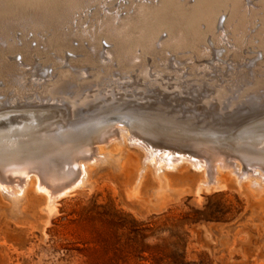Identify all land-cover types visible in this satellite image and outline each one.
I'll return each instance as SVG.
<instances>
[{
	"label": "rangeland",
	"instance_id": "rangeland-1",
	"mask_svg": "<svg viewBox=\"0 0 264 264\" xmlns=\"http://www.w3.org/2000/svg\"><path fill=\"white\" fill-rule=\"evenodd\" d=\"M159 1L88 0L81 6L72 8L60 28L65 33L78 34L70 38L69 44L80 47L83 51H66L65 55L59 54L56 46L45 44L53 34V23L28 24L23 19L15 21L16 25L10 30L6 41L21 45V38L25 35L29 39V46L38 49L39 52L33 53L29 61L23 60L19 53L6 54V59L21 70L12 73L10 84L3 75L0 76L2 89L0 107L31 108L32 113L36 111L34 115L48 117L37 122L38 125L41 123L40 125L45 126L47 123L44 129L54 127L56 129L50 130L58 132L59 129L60 133H66L67 131H62V128L75 120L85 127L88 123L94 122V118L102 120L101 118L107 116L105 119L111 123L110 131L112 129L117 131L109 135L106 142L109 140L110 144L113 141H122L124 150L120 162H114V158L112 160L108 156L104 158L100 153L98 157L97 150L93 148L98 142L90 143V148L93 149H90L88 155L85 152L79 155L82 158L78 156L84 161L83 166L87 162L85 159L88 160V164L82 167L83 170L81 168L79 175L78 171H75L76 176H71L75 179L81 178L76 179L77 184L74 183L72 189L68 187L65 192H62L60 187L62 183L67 184L70 178L61 181L59 176L61 171L47 160L49 159L47 153L33 151L36 158L39 154L41 156L37 160L32 157L34 159H31L32 167H28L29 170L27 168L29 171L27 173L30 174L25 173L27 174L25 176L33 178L30 186L28 177L25 180L22 173L16 174L17 171L8 165L2 166L5 165V161L3 163L4 159L0 158V264H264V159L251 150L245 153L240 151L239 148H242L240 146L244 142L233 141L231 146L228 145L222 140L221 133L223 130L234 129L245 123L247 120L243 118L247 112L256 113L261 111L260 109L264 110V3L262 0H218L219 3L217 2L213 8L217 11L215 34L206 32L204 20L197 19L193 26L202 38L194 45L175 46L171 24L152 20L148 26L158 35L152 40L151 49L147 50L136 39L130 57L132 67L120 70V61L110 58L118 52V43L109 36L114 29L112 26L101 24L100 20L106 15L117 19L133 15L135 8L132 2L152 5ZM177 2H180L179 5L191 7L195 1ZM234 2L237 3V10L235 9L237 15L236 11H233ZM118 23L120 21L114 20V24ZM188 26L189 24L184 22L179 25V29L186 30ZM165 40H169V43L162 45ZM96 46L100 47L97 59L103 67L89 58L95 54ZM197 50L204 51L205 54H198ZM8 56L13 57L8 59ZM38 63L44 64L42 69L45 72L42 74L35 71ZM140 73L142 77H137ZM69 74L78 77V80L68 83L64 90L53 86L56 81H61ZM96 77L98 82L85 84V81L91 82ZM145 77L149 82L160 84L154 86V92L159 91L165 95L168 102L174 100L177 105L186 101L192 102L189 107L196 108L197 111L191 113L193 117L188 120L191 122L188 127L193 128L200 136L162 132H159L161 133L159 135L158 131L143 132L132 126V114L127 113L124 107H128L132 100L140 98H143V102L150 100L153 90L147 80L145 82L142 80ZM128 83L130 85H127ZM98 84L102 87L99 88ZM141 87L145 88V91L140 90ZM26 96L28 98H25ZM212 97H215L218 103L215 102L216 105L213 104L211 107L207 106L211 109L210 113L213 110L217 111L218 107L224 113H206V106L204 107L202 101ZM116 103L122 105L123 110L122 108L116 112L111 110L110 106ZM62 106H65V109ZM67 108L70 110V117H66L65 120L69 121L64 120L62 123L58 114L62 111L67 114ZM148 118L153 119L150 116ZM221 119L228 121L223 122ZM31 120L29 119L26 124L14 125L13 128L19 129L10 136L23 138L25 135L21 132L31 126H27L33 122ZM153 120L160 122L158 119ZM217 121L221 123L217 125ZM167 125L172 126L171 123ZM175 125L180 128L176 131H189L187 127ZM251 125H245L246 127L243 126L242 129L252 127ZM214 131H217V134ZM148 134L151 135L152 143ZM5 137L4 134H0L1 143L5 142ZM241 137L238 136L237 139L240 140ZM138 139L140 141H137ZM176 152L178 155L174 154ZM59 154L55 153L64 164L70 161L67 154ZM202 158L204 160H201ZM209 162L212 163L211 166ZM216 164L223 168L222 171ZM214 165L220 168L217 175L221 178V183H217L213 175ZM37 166L39 168L42 166L41 170L37 169ZM163 167L166 169H161ZM241 168L248 172L239 173L238 171H242ZM258 169H261V172ZM161 171L168 175L169 185L166 187L163 183L161 185L159 179ZM141 172L143 177L140 179L138 189L136 192L131 191L137 184ZM41 173L44 174V180ZM251 175L258 183L262 181L261 185L254 181ZM82 178L83 181L80 183ZM14 179L22 184L19 185L18 181L14 183L16 181ZM56 179L58 182L60 180V183ZM203 182L206 183L205 186ZM252 184L257 189L252 187ZM20 190L22 194H19ZM54 195L56 196L53 198ZM53 200L56 204H52ZM53 205L54 208H51Z\"/></svg>",
	"mask_w": 264,
	"mask_h": 264
},
{
	"label": "bare ground",
	"instance_id": "bare-ground-1",
	"mask_svg": "<svg viewBox=\"0 0 264 264\" xmlns=\"http://www.w3.org/2000/svg\"><path fill=\"white\" fill-rule=\"evenodd\" d=\"M88 0H0V76L3 75L6 79H7V83L10 84L11 83V76L12 73L15 71H20L21 69L18 68V66L16 64H14L13 62H9L6 59V54H11V55H15L17 53L20 54L21 58L25 61H29L31 59V56L33 57V53H38L39 50L36 48H32L29 46V39L27 38V36L23 35L22 36V44L18 45L16 43L10 44L6 41V37L10 34V30L16 25V20L18 19H23L25 20V22H27L28 24H33V23H40V24H47V23H53L54 24V28H53V34L50 38H48L45 41L46 46H56L59 54H64V52L69 51V52H76L77 50L83 51L82 48L80 47H73L72 45L69 44V40L72 36H78V34H73V33H65L61 30L60 25L65 22L66 18L68 17L69 13L71 12V9L74 7H78L81 6L82 4L86 3ZM194 4L191 7H185L182 5H179L180 2H177V0H160L159 3L157 4H152V5H146L143 4L142 2L140 3H133L132 5L135 8V12L133 15L131 16H126L124 18H119L117 19L116 17H112L110 15H106L101 21V24H104L105 26H112L114 30H112V34H109V36L111 37V39L113 41H116L118 43V52L117 54H113L112 57H110L112 60H118L120 61V70H125L128 68L132 67V64L130 62V57L132 55V49H133V45L137 42V40L139 42H141L144 47L149 50L151 49V43L152 40L154 39V37L158 34H156V31L154 29H152L150 26H148L149 22L155 21V20H159L165 23H170L171 24V28L173 30L174 33V41H175V46H181V45H185V44H190V45H194L198 40H200L202 38V36L200 34H198L193 26V22L197 21V19H203L206 25V32H211L213 34H215L214 28H215V24H216V16H217V11H215V4H217L218 0H194ZM227 1V0H226ZM229 1V0H228ZM247 1V0H246ZM264 3V0H262ZM158 2V1H157ZM179 3V4H178ZM219 3V2H218ZM182 4V2H181ZM224 4V1H223ZM226 4V3H225ZM232 6V5H231ZM230 6V7H231ZM234 6V10H237V3L234 2L233 4ZM94 7V6H93ZM91 8V7H90ZM97 8V6H96ZM95 8V9H96ZM99 8V7H98ZM89 9V8H88ZM236 9V10H235ZM237 11L235 12V14L237 15ZM74 15V14H73ZM76 15V13H75ZM136 19V20H135ZM220 19V18H219ZM114 20L120 21V23L118 24H114ZM219 21V20H218ZM188 23L189 26L186 30H180L179 29V25L181 23ZM220 22V21H219ZM218 22V23H219ZM22 23V22H21ZM74 23V22H73ZM150 25V24H149ZM219 26V25H218ZM242 26V23L240 24V27ZM184 27V26H182ZM156 28V27H155ZM158 28V27H157ZM167 29V27H166ZM94 30V29H93ZM96 30V29H95ZM169 30V29H168ZM18 33V32H17ZM161 34V33H160ZM162 35V34H161ZM94 36V35H93ZM160 36V35H159ZM49 37V36H48ZM16 38V37H15ZM137 39V40H136ZM18 40V39H17ZM36 41L41 42L38 38H35ZM19 41V40H18ZM93 41V40H92ZM91 41V42H92ZM34 42V41H33ZM32 42V43H33ZM102 42V41H101ZM19 43V42H18ZM103 43V42H102ZM167 43H169V40H165L163 41L162 45H166ZM39 44V43H38ZM105 44V43H104ZM108 44V42H107ZM106 44V45H107ZM34 45V44H33ZM75 45V44H74ZM110 45V44H109ZM108 45V47H109ZM100 46V45H99ZM105 46V45H104ZM103 48V47H102ZM104 49V48H103ZM98 50H100V47L96 46L95 47V54L90 55L89 58L91 61L95 62V63H100L97 59V54H98ZM183 50V49H182ZM219 50V49H218ZM198 54H205L204 51H200L197 50ZM217 52V51H216ZM68 53V52H67ZM219 54V53H218ZM18 55V54H17ZM217 55V54H216ZM73 56V54H72ZM215 56V54H214ZM13 57V56H10ZM8 56V59L10 58ZM67 57V56H66ZM64 57V58H66ZM38 58V57H37ZM63 58V57H62ZM11 59V58H10ZM13 60H15L14 58H12ZM35 59V58H34ZM144 59V58H143ZM24 61V62H25ZM37 61V60H36ZM34 61V62H36ZM84 61V60H83ZM252 60V64H253ZM24 62L22 65H24ZM49 62V61H48ZM47 62V63H48ZM69 62H71V59L69 60ZM113 62V61H112ZM250 62V63H251ZM44 63V62H43ZM64 63V62H63ZM82 61H81V65H82ZM90 63V62H89ZM37 64V63H36ZM50 64V63H49ZM101 67H103V65L100 63ZM44 66V64L39 65L38 63V67L36 66L35 71L37 70L38 74H42L45 71L42 69V67ZM110 66V65H109ZM107 68V67H105ZM112 68V67H111ZM244 71V70H243ZM44 75V74H43ZM80 75V74H79ZM41 76V75H40ZM151 76V75H150ZM137 77H142V74H138ZM19 78V77H18ZM119 79V78H118ZM238 79V78H237ZM78 80V77L69 74V76L63 77L60 80L56 81L57 83H55L53 86L58 88L59 90H64L67 86L68 83H71L73 81ZM108 80V79H107ZM120 80V79H119ZM142 80L145 82L147 79L142 78ZM148 81V80H147ZM1 82V81H0ZM93 82H98V78L96 77L95 79H93L91 82L90 81H85V84L89 85L90 83ZM139 82V80H138ZM133 83V82H132ZM136 83V81H135ZM148 85L150 86L152 91V97L150 98L149 101H145L143 102V98H140L139 100H132V102L128 103V107H124L126 108L125 111L127 113H131L132 114V119H133V124L132 126L135 129L138 130H154V131H158L165 133V134H179V133H186L189 136L192 137H198L200 136V134L198 132H195L193 130V128L188 127L190 118L193 117L191 115V113L197 111V109L195 108H190L189 106H191V103H187L183 102L180 105H177L176 103H174L173 101H167V97L163 94H161L159 91L157 93L154 92V86H160V84H157L155 82H149L148 81ZM106 84V83H105ZM108 84V83H107ZM113 85V84H112ZM127 85H130L129 83ZM139 85V84H137ZM197 85V84H196ZM231 85V84H230ZM99 86V84H98ZM94 87V85H93ZM102 86H99V88ZM123 87V86H122ZM70 88V87H69ZM190 88V87H189ZM200 88V87H199ZM102 90L104 88H101ZM140 90H144L145 88H139ZM158 89V88H157ZM212 89L214 90V88L212 87ZM257 89V88H256ZM14 90V89H13ZM19 90V89H18ZM156 90V89H155ZM240 90V89H239ZM2 91V89H0V92ZM15 91V90H14ZM97 91V90H96ZM106 91V90H105ZM108 91V90H107ZM134 91V90H133ZM196 91V89H195ZM235 91V90H234ZM242 91V90H241ZM67 92V91H66ZM84 92V91H83ZM98 92V91H97ZM149 92V90H148ZM249 92V91H248ZM65 93V92H64ZM69 93V91L67 92ZM89 93V92H88ZM107 93V92H106ZM125 93V92H124ZM135 93V92H134ZM140 93V91H139ZM167 93V92H166ZM197 93V92H196ZM232 93V92H231ZM75 94V93H73ZM99 94V93H98ZM115 94V93H114ZM141 94V93H140ZM155 94V95H154ZM33 95V94H32ZM82 95V94H81ZM97 95V94H96ZM95 95V96H96ZM129 95V94H128ZM145 95V94H143ZM242 95V94H241ZM250 95V94H249ZM30 96V95H29ZM68 96V95H67ZM69 96L71 97V95L69 94ZM75 96V95H74ZM77 96V95H76ZM75 96V97H76ZM134 96V95H133ZM209 96V95H208ZM37 97V96H36ZM65 97V96H63ZM73 97V95H72ZM78 97V96H77ZM80 97V96H79ZM82 97V96H81ZM90 97H92L90 95ZM100 97H102L100 95ZM113 97V96H112ZM137 97V96H135ZM144 97V96H143ZM148 97V96H147ZM177 97V96H176ZM195 97V96H194ZM203 97V96H202ZM235 97V96H234ZM25 98H28L27 96ZM24 98V99H25ZM32 98V96H31ZM35 98V97H34ZM103 98V97H102ZM108 98V97H107ZM118 98V97H117ZM116 98V99H117ZM145 98V97H144ZM175 98V97H174ZM200 98V97H199ZM198 98V99H199ZM233 98V97H232ZM259 98V97H258ZM48 99V97H47ZM58 99V98H57ZM55 99V100H57ZM68 99V98H67ZM26 100V99H25ZM38 100V99H37ZM54 100V101H55ZM74 100V99H73ZM105 100V98H104ZM107 100V99H106ZM142 100V101H140ZM39 101V100H38ZM47 101V100H46ZM58 101V100H57ZM70 101V100H69ZM85 101V100H84ZM87 101V100H86ZM85 101V102H86ZM93 101V100H91ZM90 101V102H91ZM99 101V100H98ZM140 101V102H139ZM238 101V100H237ZM7 102V101H6ZM5 102V103H6ZM16 102V101H15ZM27 102V101H26ZM40 102V101H39ZM48 102V101H47ZM107 102V101H105ZM126 102V101H125ZM178 102V101H177ZM205 107V109L207 110L206 113L207 114H216L218 112V114L224 113L219 107L217 109V111H210L211 109H208L207 106L211 107L213 104L218 103L217 99H215V97H212L210 99L204 100L202 101ZM220 102V101H219ZM20 103V102H19ZM25 103V102H23ZM28 103V102H27ZM31 103V102H30ZM88 103V102H87ZM108 103V102H107ZM123 103V102H122ZM221 103V102H220ZM219 103V104H220ZM234 103V102H233ZM33 104V103H32ZM37 104V103H36ZM53 104V101H52ZM57 104V103H56ZM61 105L63 104L62 102L60 103ZM59 104V105H60ZM67 104V103H66ZM78 104V103H76ZM91 104V103H90ZM89 104V105H90ZM93 104H95L93 102ZM20 105V104H19ZM29 105V104H28ZM31 105V104H30ZM83 104H81L82 106ZM100 105V103H99ZM98 105V106H99ZM124 105V104H123ZM195 105V104H194ZM202 105V103L200 104ZM80 106V105H79ZM77 106V108L79 107ZM92 106V105H91ZM90 106V107H91ZM110 106V105H109ZM218 106V104H217ZM228 106V105H227ZM230 106V105H229ZM261 106V105H260ZM63 107V106H62ZM68 107V106H67ZM83 107V106H82ZM102 107V106H101ZM123 106L119 105L118 103L113 104L112 106H110L111 110H115V112L117 110L121 111V108ZM254 107V106H253ZM259 107V106H258ZM41 108V107H40ZM58 108V107H57ZM65 109V106L63 107ZM93 108V107H92ZM109 108V109H110ZM201 109V107H199ZM225 108V107H224ZM248 108V107H247ZM53 109V107H52ZM60 109V108H59ZM80 109V108H79ZM100 109V107H99ZM204 109V108H203ZM252 109V108H251ZM250 109V110H251ZM39 110V109H38ZM67 114H64L65 111L60 112V110H58L60 113L58 114L59 117H61L62 119V123H64L66 120V117H70V110L69 108L66 109ZM83 110V108H82ZM81 110V111H82ZM106 110H108L106 108ZM110 110V112H112ZM123 110V108H122ZM261 111H258L256 113H249L247 112V114L244 115L245 120H247L245 123L239 125V127H236L234 129H238L237 131H235L233 137H230V142L233 141H239L241 143H243V145H241L239 148L240 151L242 152H249L250 150L253 151L255 154H257V156L259 155L260 158L264 159V110L260 109ZM44 111V110H43ZM85 111V109H84ZM202 111V110H201ZM253 111V110H252ZM257 111V110H255ZM254 111V112H255ZM13 112H16L13 113ZM36 113V111H34ZM31 112V108H8V107H0V134H4L5 137V142H0V158H3L5 161V165L2 166H9L11 168H13V170L17 171L16 174H18V172H20V174L22 173L24 175V179L28 176L25 175H29L30 173H27V171L29 170L28 167H32L30 165L31 164V159L32 157H35V153H33V151H36L38 153H47V155H49V159L53 165L56 168H59V170L61 172H59V176L61 181H63V179H69L70 180L67 182V184L62 183V186L60 187V190L62 192H65L68 187H73V185L77 184L75 182H78V178L81 177H77L75 178H71V176L73 177V175L75 174V171H78V175L80 173V170L82 167L86 166V164H88V160L85 159L87 162L86 164L83 166L84 161H81L82 159H79L78 156L84 154L85 152L88 155V152H90V143H96L97 144H93L94 145V149L95 151L97 150V154L98 157L100 156V154H102L101 156L104 158H107V156L110 158L111 160L112 158H114V162H120V158L123 155V150H124V145L122 143V141H113L112 143L109 144V140L108 142H106V139L109 135L116 133L117 130L112 129V131H110V121L106 120L105 118H101V116H99L102 120H98L97 118H94L95 121L88 123L87 126H82L83 124H78L75 120V122H71L72 124L66 125L62 128V131H67L66 133L64 132H59V129L56 131H52L53 129H56L54 127H51L52 130L48 129H44L45 126L42 125H38L37 122H40L43 119H47V115L44 117H39L34 115L35 113ZM80 112V111H79ZM102 112V111H101ZM205 112V111H204ZM237 112V111H236ZM13 113V114H11ZM92 113V111H91ZM107 113V112H106ZM190 113V114H188ZM199 113V112H198ZM230 113V112H227ZM239 113V112H238ZM242 113V111H241ZM38 114V112H37ZM50 114V113H49ZM54 114V113H53ZM78 114V113H77ZM86 114V113H85ZM97 114V113H95ZM100 114V113H99ZM121 114V112H120ZM205 114V115H207ZM87 115V114H86ZM116 115V114H115ZM204 115V113H203ZM227 115V114H226ZM238 115V114H237ZM52 116V114L50 115ZM89 116V115H88ZM91 116V114H90ZM152 117L153 119H158L159 121L153 120V119H149L148 117ZM202 116V115H201ZM222 116V115H221ZM233 116V115H232ZM231 116V117H232ZM54 117V115H53ZM84 117V116H82ZM80 117V118H82ZM87 118V116H85ZM92 117V116H91ZM98 117V115H97ZM104 117V116H103ZM204 117V116H203ZM207 117V116H206ZM217 117V116H215ZM226 117V116H225ZM236 117V116H235ZM240 117V115L238 116ZM52 118V117H51ZM210 117H208L209 119ZM33 120V122L31 124H27V126H30L28 128H26L25 130H23L21 133H23L25 136L23 138L18 137H11L10 135L14 132L17 131V129L19 128H13L14 125H19L20 123H25L28 120ZM79 119V117H78ZM93 119V118H92ZM205 119V118H204ZM203 119V120H204ZM212 119V116H211ZM31 120V121H32ZM65 120V121H64ZM84 120V118H83ZM89 120V119H88ZM97 120V121H96ZM189 120V121H188ZM202 120V121H203ZM207 120V119H206ZM239 120V119H238ZM45 121V120H44ZM49 121V120H48ZM56 121V119H55ZM64 121V122H63ZM69 121V120H68ZM66 121V122H68ZM74 121V119H73ZM86 121V120H85ZM84 121V122H85ZM91 121V119H90ZM188 121V122H187ZM211 121V120H210ZM213 121V120H212ZM221 121H228V119H221ZM30 122V121H29ZM57 122V121H56ZM54 122V123H56ZM80 122V121H79ZM83 122V121H82ZM87 122V121H86ZM89 122V121H88ZM240 122V121H239ZM244 122V121H243ZM59 123V122H58ZM61 123V125H62ZM81 123V122H80ZM119 123V122H118ZM116 123V124H118ZM167 123H171L172 126L167 125ZM178 126H184L189 128V131L184 130L183 131H176L178 128L175 124ZM206 123V122H205ZM210 123V122H209ZM207 123V124H209ZM215 123V122H214ZM219 121L216 122V124L218 125ZM36 125V126H32V125ZM52 124V123H51ZM125 124V123H124ZM205 124V125H207ZM248 124H252V127H248L245 129H242L243 126L246 127ZM52 125H56V124H52ZM204 125V126H205ZM246 125V126H245ZM57 126V125H56ZM55 126V127H56ZM114 125H112L113 128ZM119 126V125H117ZM221 126V125H220ZM231 127V126H230ZM120 128V127H119ZM196 128V127H195ZM209 128V127H208ZM61 129V128H60ZM125 129V128H124ZM128 129V128H127ZM126 129V131H127ZM134 129V130H135ZM186 129V128H185ZM218 129V128H217ZM123 130V128H122ZM198 130V129H196ZM20 131V130H19ZM186 131V132H185ZM213 131V130H212ZM225 131V130H223ZM121 132V131H119ZM133 132V131H132ZM209 132V131H208ZM215 134H217V131ZM19 133V132H17ZM146 133V132H145ZM150 133V132H148ZM205 133V132H204ZM207 133V131H206ZM121 134V133H120ZM127 134V133H126ZM129 134V133H128ZM144 134V133H143ZM161 133H159L160 135ZM16 135V133H15ZM149 135V134H148ZM118 136H120L118 134ZM129 136V135H128ZM150 136V140L151 143L153 140H151V135ZM153 136V135H152ZM158 136V135H157ZM163 136V134H162ZM160 136V137H162ZM238 136H242L241 138H239L240 140H238ZM116 137V136H115ZM143 137V136H142ZM165 137V136H164ZM129 138V137H128ZM146 138V137H145ZM153 138V137H152ZM155 138V137H154ZM157 138V137H156ZM155 138V139H156ZM182 138V137H181ZM154 139V142H155ZM159 139V138H158ZM201 139V138H200ZM199 139V140H200ZM112 140V138H111ZM115 140V139H114ZM122 140V139H120ZM129 140V139H128ZM213 140V139H212ZM130 141V140H129ZM136 141V140H135ZM137 141H140L139 139ZM148 141V140H147ZM171 141V140H170ZM170 141L168 143H170ZM185 141V140H184ZM194 141V139H193ZM128 141L126 140V143ZM143 142V141H142ZM145 142V141H144ZM175 142V141H174ZM148 143V142H147ZM145 143V144H147ZM173 143V142H172ZM202 143V142H201ZM165 144V143H164ZM174 144V143H173ZM215 144V143H214ZM140 145V144H139ZM148 145V144H147ZM203 145V144H201ZM222 145V144H221ZM258 145V147H257ZM173 146V145H172ZM209 147V145H206ZM216 146V145H215ZM143 147V145H142ZM150 147V146H149ZM147 147V148H149ZM180 147V146H179ZM92 148V149H93ZM145 148V147H144ZM153 148V147H152ZM151 148V149H152ZM155 148V147H154ZM157 148V147H156ZM198 148V147H197ZM173 149V148H172ZM12 150H15L14 152H12ZM30 151V152H29ZM93 151V150H92ZM156 151V150H155ZM162 151V150H161ZM204 151V150H202ZM238 151V150H237ZM250 151V152H251ZM32 152V153H31ZM114 152H117L116 154H114ZM167 153V151H165ZM171 152V151H170ZM169 152V153H170ZM173 152H175L173 150ZM179 152V150H178ZM184 152V151H181ZM55 153H63L64 155L67 154L68 157L70 158V161L68 163H63L60 159L57 158V156L55 155ZM96 155V152H94ZM100 153V154H99ZM157 153V152H156ZM165 153V154H166ZM185 153V152H184ZM37 154V153H36ZM160 154V153H159ZM163 154V153H162ZM164 154V155H165ZM174 154H177L174 153ZM202 154V153H201ZM60 155V154H59ZM154 155V154H151ZM150 155V156H151ZM157 155V154H156ZM169 155V154H167ZM178 155V154H177ZM182 155V154H181ZM41 156L40 154L37 156L36 160L38 159V157ZM63 156V155H62ZM86 156V155H85ZM176 156V155H175ZM246 156V155H245ZM254 156V155H253ZM43 157V156H42ZM41 157V160H42ZM61 157V156H60ZM80 157V156H79ZM162 157V156H161ZM188 157V156H187ZM256 157V155H255ZM44 158V157H43ZM82 158V157H80ZM92 158V157H90ZM97 158V157H96ZM163 158V157H162ZM161 158V159H162ZM184 157H181V159ZM189 158V157H188ZM209 158V157H208ZM32 159V160H34ZM63 159V158H62ZM66 159V158H65ZM103 159V158H102ZM174 159V158H173ZM40 160V161H41ZM46 160V159H45ZM167 160V159H166ZM185 160V158H184ZM190 160V159H189ZM194 160V159H193ZM201 160H204L203 158ZM243 160V159H242ZM253 160V159H251ZM90 161V160H89ZM187 161V160H185ZM191 161V160H190ZM246 161V160H245ZM33 162V161H32ZM39 162V161H38ZM42 162V161H41ZM67 162V161H66ZM94 162V161H93ZM158 162V161H157ZM166 162V161H165ZM168 162V161H167ZM188 162V161H187ZM257 162V161H255ZM34 163V162H33ZM162 163V162H161ZM193 163V162H192ZM222 163V161H221ZM225 162L223 161V164ZM245 163V162H244ZM264 163V162H263ZM36 164V162L34 163ZM48 164V163H46ZM50 164V163H49ZM64 164V165H63ZM119 164V163H118ZM168 164V163H167ZM178 164V163H177ZM197 164V163H196ZM195 164V165H196ZM206 164V162H205ZM204 164V165H205ZM210 164V162H209ZM214 164V163H213ZM246 164V163H245ZM260 164V163H259ZM1 165V163H0ZM121 165V164H119ZM158 165V164H157ZM173 165V164H172ZM212 165V163L210 164V166ZM218 165V164H216ZM230 165V164H229ZM239 165V164H238ZM193 166V165H192ZM203 166V163H202ZM220 166V165H218ZM218 166L214 165V177L215 180L217 181V183H221V178L217 175L218 171L220 170V168H218ZM231 166V165H230ZM229 166V167H230ZM251 166V165H250ZM261 166V165H260ZM263 166V165H262ZM38 167V166H37ZM38 167L37 169H40ZM53 167V166H52ZM169 167V166H167ZM175 167V166H174ZM182 167V166H181ZM200 167V166H199ZM221 167V166H220ZM234 167V166H233ZM240 168V166H238ZM252 167V166H251ZM259 167V166H257ZM1 168V167H0ZM4 168V167H3ZM10 168V169H11ZM28 168V170H27ZM35 168V167H34ZM33 168V169H34ZM45 168V167H44ZM144 168V167H143ZM156 168V167H155ZM202 168V167H201ZM210 168V167H209ZM226 168V167H224ZM228 168V167H227ZM231 168V167H230ZM237 169V167H235ZM238 168V170H240ZM254 168V167H252ZM261 168V167H260ZM263 168V167H262ZM5 169V168H4ZM7 169V168H6ZM9 169V170H10ZM37 169L36 173H37ZM43 169V168H42ZM55 169V168H54ZM161 169H166V168H161ZM200 169V168H199ZM203 169V168H202ZM222 167H221V171H222ZM251 169V168H250ZM8 170V169H7ZM34 170V172H35ZM45 171V169H43ZM57 170V169H56ZM83 170V168H82ZM160 170V169H159ZM209 170V169H208ZM226 171H229L227 169H225ZM242 170V168H241ZM259 171L261 169H258ZM1 171V170H0ZM6 171V170H5ZM4 171V172H5ZM14 171V172H15ZM31 171V170H30ZM212 171V170H211ZM233 171V170H232ZM231 171V172H232ZM255 171V170H254ZM257 171V170H256ZM7 172V171H6ZM13 172V171H12ZM29 172V171H28ZM40 171H38L39 173ZM42 172V171H41ZM53 172V171H52ZM143 172V171H142ZM141 172V176L139 177V180L137 182V184L134 186L133 190L131 191H135L138 189V186L140 185V179L143 177ZM220 172V171H219ZM225 172V171H223ZM239 173L241 172H248L247 171H238ZM258 172V171H257ZM256 172V173H257ZM261 172V171H260ZM263 172V171H262ZM8 173V172H7ZM27 173V174H25ZM46 173V172H45ZM160 173V172H159ZM228 173V172H226ZM250 173V171H249ZM1 174V173H0ZM13 174V173H12ZM15 174V175H16ZM42 174V173H41ZM52 174V173H51ZM55 174V173H54ZM157 174V172H156ZM155 174V175H156ZM231 174V173H230ZM234 174V173H233ZM252 174V173H251ZM259 174V173H258ZM3 175V173H2ZM7 175V174H6ZM9 175V173H8ZM7 175V176H8ZM14 175V174H13ZM14 175V176H15ZM40 174H38L39 176ZM43 175L42 174L41 178L43 179ZM84 175V174H83ZM232 175V174H231ZM241 175V174H239ZM250 175V174H249ZM261 175V174H259ZM264 175V173H263ZM34 176V174L32 175ZM51 176V175H50ZM76 176V175H74ZM82 176V175H81ZM236 176V174H235ZM252 176V175H251ZM250 176V178H251ZM254 176V174H253ZM252 176V178H253ZM2 177V176H1ZM12 177V175H11ZM20 177V176H19ZM212 177V175H211ZM214 177H212L214 179ZM249 177V176H247ZM246 177V178H247ZM256 177V176H255ZM259 176H257L258 178ZM262 177V176H261ZM16 178V177H14ZM23 178V177H22ZM21 178V180H22ZM28 185L30 186L33 183V178L31 176L28 177ZM35 178V176H34ZM249 178V179H250ZM250 179L251 182L256 181L255 178ZM2 179V178H1ZM5 179V178H4ZM7 179V178H6ZM5 179V180H6ZM13 179V178H12ZM16 179H20V178H16ZM14 179V181L16 180ZM23 179V180H24ZM27 179V178H26ZM25 179V180H26ZM40 179V178H39ZM46 179V178H45ZM159 179L161 182V185L164 184V186L166 187V185L169 183L168 182V175L161 171V173L159 174ZM238 179V178H237ZM260 179V178H259ZM3 180V179H2ZM4 180V181H5ZM18 180H16L14 183H16ZM22 180V181H23ZM36 180V179H35ZM34 180V181H35ZM41 182H44L42 181ZM55 180V179H54ZM249 180V182H250ZM9 181V180H8ZM13 181V180H12ZM37 181V180H36ZM47 181V180H45ZM57 181V179H56ZM55 181V182H56ZM83 178L81 179L82 183ZM203 181V180H202ZM213 181V180H212ZM243 181V179H242ZM259 181V180H258ZM25 182V181H24ZM23 182V183H24ZM49 182V181H48ZM58 182V181H57ZM65 182V181H64ZM168 182V183H167ZM204 182H206L204 180ZM203 182V184H204ZM214 182V181H213ZM212 182V183H213ZM247 182V181H246ZM250 182V184H251ZM257 182V181H256ZM262 182V181H260ZM259 182V183H260ZM1 183V182H0ZM54 183V182H53ZM60 183V180L59 182ZM75 183V184H74ZM163 183V184H162ZM216 183V184H217ZM254 183V182H253ZM258 183V182H257ZM258 183V184H259ZM4 184V183H2ZM18 184L21 185L22 182L18 181ZM36 184V183H35ZM47 184V183H46ZM49 184V183H48ZM51 184V183H50ZM202 184V182H201ZM199 184V185H201ZM206 184V183H205ZM204 184V186H205ZM263 184V183H262ZM40 185V184H39ZM169 185V184H168ZM209 185V183H208ZM253 185V184H252ZM250 185V186H252ZM261 185V183H260ZM264 185V184H263ZM5 186V185H4ZM43 186V184L41 185ZM53 186V185H52ZM52 186L50 188H52ZM59 186V185H56ZM218 186V185H217ZM7 187V186H6ZM12 187V186H11ZM75 187V186H74ZM162 187V186H161ZM164 187V189H165ZM168 187V186H167ZM220 187V186H219ZM252 187L255 188V185H253ZM8 188V187H7ZM6 188V189H7ZM16 188V187H15ZM38 188V187H37ZM42 188V187H41ZM47 188V187H45ZM58 188V187H57ZM56 188V189H57ZM207 188V187H206ZM13 189V188H12ZM20 189V188H19ZM22 189V188H21ZM55 189V187H54ZM200 189V186L199 188ZM252 189V188H251ZM257 189V187L255 188ZM259 189V186H258ZM8 190V189H7ZM18 191V189H16ZM16 190H14V192H17ZM10 191V189L8 190ZM23 191V189H22ZM21 190L19 191V194H22ZM162 191L163 188H162ZM49 192V190H48ZM136 192V191H135ZM11 193H13V190H11ZM128 193V192H127ZM18 194V195H19ZM49 194V193H47ZM55 194V193H54ZM132 194V193H131ZM157 194V192H156ZM12 195V194H11ZM128 195V194H127ZM137 195V194H136ZM15 196V195H13ZM56 195L53 196V198ZM155 196V195H154ZM9 197V196H8ZM18 197V196H17ZM16 197V198H17ZM19 197H21L19 195ZM51 200V199H50ZM16 202V201H15ZM54 203H52V201L50 202L52 204H56L55 201L53 200ZM16 204V203H15ZM47 207V206H46ZM49 207V205H48ZM54 208V205L53 207ZM48 208V209H51ZM53 211V209H52Z\"/></svg>",
	"mask_w": 264,
	"mask_h": 264
},
{
	"label": "water",
	"instance_id": "water-1",
	"mask_svg": "<svg viewBox=\"0 0 264 264\" xmlns=\"http://www.w3.org/2000/svg\"><path fill=\"white\" fill-rule=\"evenodd\" d=\"M238 130V129H237ZM236 129H230V130H227V131H222L221 133H223L222 134V140H224L228 145H232L231 144V142H230V137L232 136V134H234L235 133V131H237ZM222 140H220V141H222Z\"/></svg>",
	"mask_w": 264,
	"mask_h": 264
}]
</instances>
